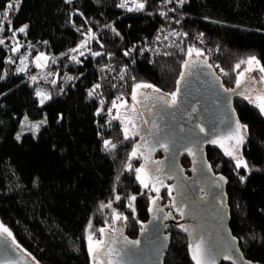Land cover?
Returning <instances> with one entry per match:
<instances>
[{"label": "trees", "instance_id": "1", "mask_svg": "<svg viewBox=\"0 0 264 264\" xmlns=\"http://www.w3.org/2000/svg\"><path fill=\"white\" fill-rule=\"evenodd\" d=\"M159 1L137 0L145 2L143 10L123 11L118 0H19L12 9L6 5L14 0H0V12L8 11L15 30L28 26L25 41L39 52L63 54L60 69L75 74L73 80L62 76L42 104L37 85L16 72V60L0 44V220L38 264H92L86 229L91 222L94 231L102 228L101 206L117 196L128 238L136 239L149 219L152 195L135 172L142 160L131 157L137 140L124 138L104 104L121 92L132 96L136 83L176 92L192 47L223 70L226 88L234 86L241 60L256 56L264 65V0H187L169 13ZM163 24L176 25L190 39L168 37L164 50L157 49ZM198 34L210 48L196 41ZM89 36L94 38L87 51L71 59L75 53L69 51ZM234 104L247 126L242 155L248 167L237 169L216 147H207V156L214 173L226 179L233 234L247 259L264 264V114L240 96ZM42 119L38 133L24 126L26 134L17 139L24 121ZM105 140L117 148L106 150ZM182 162L189 166V160ZM170 235L164 264H194L187 236L174 228Z\"/></svg>", "mask_w": 264, "mask_h": 264}, {"label": "water", "instance_id": "2", "mask_svg": "<svg viewBox=\"0 0 264 264\" xmlns=\"http://www.w3.org/2000/svg\"><path fill=\"white\" fill-rule=\"evenodd\" d=\"M187 61L194 63H191L190 68H184L185 78L180 80L178 85L179 94L175 106H167L150 97L141 100L135 107L140 116L138 118L142 119V128L144 127L139 132V153L150 155L148 161L144 160L147 166L158 152L165 154L161 175L167 174L175 180L174 189L177 196L171 208L180 219L169 216L167 207L163 206L161 199H157L138 237L130 239L140 243L137 245L126 241L120 248L119 264H164L171 247L172 228L187 236L189 251V245L199 242L202 237L205 248L209 250L208 258L213 260L214 264H248L250 261L231 229V208L228 204L226 184L209 168V160L202 147L207 143L204 141L209 138L226 136L231 128L235 127V121H240L234 98L239 94H251L253 90L258 92L263 89L262 84L253 83L250 79L256 77L258 80L261 74L258 71L248 73L241 88L226 92L224 89L227 88L204 59L190 57ZM141 92L148 96H162L149 89L139 93ZM165 98L167 99L166 96ZM130 108L131 106L120 108L119 118L116 120L122 123V128H125L128 118L133 115ZM193 108L196 109L195 112L192 111ZM240 123L243 124L241 121ZM201 127L205 129L204 132H200ZM197 138L202 141L199 145L195 143ZM245 140L246 137L244 142ZM230 142L222 141L226 148H230ZM244 142L238 146L239 149L233 151V155L242 156L241 148L244 147ZM161 143H167L168 150L161 147ZM186 149H191L193 153L189 172L181 163L183 153L189 154ZM178 207L183 208V216ZM181 225L188 231H184ZM117 233L127 238L119 221L116 222V231L105 229V241ZM232 237L236 240L233 241ZM17 245L19 244L6 234H0V264H38L25 253L21 245ZM125 252L128 255H124ZM226 256L229 258L226 259ZM190 257L192 259L191 251ZM193 263L195 264V261Z\"/></svg>", "mask_w": 264, "mask_h": 264}, {"label": "snow or ice", "instance_id": "3", "mask_svg": "<svg viewBox=\"0 0 264 264\" xmlns=\"http://www.w3.org/2000/svg\"><path fill=\"white\" fill-rule=\"evenodd\" d=\"M185 2V0H179V3L181 5H183ZM19 3V0H14V2L12 3H8L6 5V9H12L14 6L18 5ZM133 3L135 5V10H143L144 7H145V2H137V0H133ZM119 7H127V0H124V2H122ZM129 11H132L133 9L132 8H128ZM3 15V18L4 20H7L8 24L10 25L11 24V21L8 20V11H4L2 13ZM162 15H166L165 13H162ZM27 25H24L22 26L21 28L18 29L19 32L23 33L26 31L27 29ZM3 24L0 23V31H3ZM201 36L203 34H200ZM13 36H15V31H13ZM4 41L2 39H0V44H3ZM84 44L81 45V47H83ZM13 51H18V47L17 48H14ZM77 49H71L70 52H76ZM193 53L196 54V56H200L202 55L201 51L198 49V48H195V47H192V48H189L188 51H187V55L189 57H191L193 55ZM83 53H81L82 55ZM94 56H99L101 55V53L97 52V53H93ZM125 55H128V53L126 52ZM41 57H38L37 59H40ZM71 59L73 60H77V57L76 56H72ZM191 63H194V62H190V61H185L184 63V68H190L191 67ZM242 64H245L246 65V68L244 69V71L240 72L239 75H238V78L236 80V88L239 89L241 88V85L242 83H245V80L243 79L244 76H245V73L246 72H253V71H258L261 75L259 77V79L257 80L256 77H251V82L253 83H260V84H264V65L261 64L260 60L257 59L256 56H250L247 58V60H241L240 63L236 64L235 65V68L236 69H240L241 65ZM38 67L41 66V65H37ZM209 67H211V65H209ZM23 69H21L22 71ZM221 71H223L221 69ZM226 74V73H225ZM190 75V73H189ZM185 78V73H181L180 74V80H183ZM33 80H35L36 78L35 77H32ZM180 81L178 80L177 81V84L179 85ZM95 87H100L99 85H96ZM153 89L154 92H160V89L159 88H155L152 84H148V83H136L132 89V96H131V99L132 101H134L135 103H141L142 101L138 99V91L139 89ZM224 91H235V89H224ZM247 91V89H246ZM261 94L258 95L257 97H255V99L253 100L250 96L248 95H245L244 98L245 99H248L250 103H255L256 106L259 108L261 114H264V89H261L260 90ZM93 93L92 91L89 92V95L91 96ZM178 94H179V88H177V91L176 92H172L170 94H165V95H162V96H159L157 97L156 99L161 101L163 104L167 105V106H175L177 104V97H178ZM140 96H142L144 99H148V95L146 93H139ZM37 96H41L42 99H41V103L43 104L45 100L47 99H50L49 96L41 93V92H37ZM165 96H169L170 99H166ZM122 98L121 97H117V100H121ZM113 104V107H116L117 104H116V100H114L112 102ZM120 107H126L127 106V102L124 101L122 102L120 105ZM131 112H136V108H135V104H133V106L129 109ZM193 112L196 111L195 108L192 109ZM114 119H118L119 117H113ZM25 120H27V117H25ZM229 121L231 122V117H229ZM147 123V122H145ZM128 124H130L133 128L135 127V123L133 121V119H129L128 120ZM33 127L35 128H38L39 126L38 125H34ZM229 127L231 128V123H229ZM205 129L203 127L200 128V132H204ZM247 132V126L246 125H243L240 123V121L237 119L235 121V127L234 128H231V130L227 133L226 136H223V137H216V138H209L207 139L206 141L204 142H207V143H211V144H220L222 147H223V143L222 141L223 140H230V141H234V144L230 145V148L233 149V150H228L226 149L225 150V155H228V156H231L233 159L236 160V168L239 169L241 167H244V168H247L248 165L247 163L243 160L242 157L240 156H236V155H233V151L240 145L244 142V134L243 133H246ZM138 135V133H135ZM19 135L17 136V139H19ZM126 140L129 139V132H128V127H125V137H124ZM159 142V141H158ZM202 141H200L198 138L197 140L195 141V143L197 145H199V143H201ZM104 145H105V149L108 150V151H111V149H114L116 147L115 144H112L111 141H108V140H105L104 141ZM139 145H136L131 153V157H136L137 156V152H138V149H139ZM161 147H163L165 150H168V145L167 143H161ZM190 155H192L193 153L191 152V149H186ZM141 156L144 157L145 161H148L150 159V155H144V153H140ZM127 169L128 170H131L132 169V165L131 163L127 164L126 165ZM209 168H211V166L209 165ZM159 171V169L157 170ZM135 172H136V179L141 183V185L144 187V188H149L150 186V182L152 181L153 177H152V174L151 172L148 170L147 168V164H144V165H141L140 167L136 168L135 169ZM221 180H223L224 178L223 177H220ZM241 181H243L245 179L244 176H241L240 177ZM156 182L158 183H163L162 181L159 180V177H156ZM152 191H155L157 194L159 193V188H156L154 185L152 186ZM168 194L171 196L172 194V188H169L168 189ZM159 195H157V197L155 199H152V203L155 204L156 203V200L159 199ZM117 200L120 199L119 196L116 197ZM132 201H135L136 197L135 196H132L130 198ZM175 206V205H174ZM102 207H111V204L109 203L108 205H102ZM134 211V209H133ZM178 211H180V214L181 216L184 215V212H183V208L182 207H178ZM171 214L169 213V216ZM127 219V217H121L120 215L118 214H114V219L115 220H120V219ZM164 218H168V217H164ZM181 227L184 229V231H188L187 228H184L183 225H181ZM89 228H91V224L89 225ZM99 232L101 235H103V233L105 232V229L104 228H101L99 229ZM0 234H6L8 237H11L12 236V232L2 223H0ZM89 239V253L93 256V261H94V264H103L102 261H99L98 260V254H104L106 255L107 257H109L108 261H107V264H113V261L110 259V257L117 251L116 249H113L111 247H109V244L108 242H106L105 240L103 239H95L93 240V237L90 235L88 237ZM232 240L235 241L236 238L235 237H232ZM128 243H131V244H139L140 242L139 241H130ZM17 247H19V245H17ZM190 247V251H191V256H192V260L195 261V264H214V261L209 259V250L205 248L204 246V240L203 238H199V242L197 243H194V244H190L189 245ZM124 255H128L127 252L124 253ZM226 259L229 258V257H225ZM248 264H252L251 261L248 262Z\"/></svg>", "mask_w": 264, "mask_h": 264}, {"label": "rangeland", "instance_id": "4", "mask_svg": "<svg viewBox=\"0 0 264 264\" xmlns=\"http://www.w3.org/2000/svg\"><path fill=\"white\" fill-rule=\"evenodd\" d=\"M68 1H73V0H68ZM2 13L3 12H0V23L3 24V29L4 30L0 31V39H2L4 41V43H5V45L7 46V50L9 51V54H10L9 57H12V58H14L16 60L15 61L16 72L19 73V74H24L26 76L27 80L32 85H37L36 95H37V92H41V93L49 96L50 99H51L53 97V95H54L52 93V91H51L52 86L55 85L62 78V76H63V78H67L68 80H71V79L73 80L75 78V76H74L75 74L70 73V72H68L66 70H61L60 69V67H59V63L60 62L59 61H60V59H61L63 54L54 55L50 51H48V52H46V51L45 52L37 51L35 46H33L32 44H30L27 41H25V38L24 39L22 38V36L24 35V32L21 33L18 30H15L12 27L11 24L9 25L7 20H4ZM8 20H9V18H8ZM7 26H9V27H7ZM176 28H179V27H176ZM179 29L182 30L181 28H179ZM13 31H15V36H13ZM170 35L179 36L177 34H174V32L170 33ZM89 37L90 38H87L86 40L82 41V43L75 48V49H77V51L74 52L75 56L77 57V60L81 56V53L84 54L87 51L88 45H89V40L94 38V36H89ZM185 37L190 39V35H189V37H187V36H185ZM82 44H84L83 47H81ZM17 47H18V51H13V49L17 48ZM209 48H210V46H209ZM162 50H164L163 46H162ZM199 50L201 51L202 55L196 56V54L193 53V55L191 57H200V58L204 59L207 62V64L211 65V67L215 70L216 75L218 76V78L221 81H224L223 77L225 75H224L223 72L220 71V68L213 67V65L209 62V58L207 57L206 52L203 51L202 49H199ZM69 54H70V51H69ZM38 57H41V58L37 59ZM188 58H190V57L187 55V59ZM77 60H75V61H77ZM37 65H41V66L38 67ZM245 68H246V65L242 64L240 69H236V72H237L236 78H235L236 80L238 78L239 73L244 71ZM21 69H23V70L21 71ZM63 73H64V75H63ZM248 73H252V72H246L245 76L243 78L244 80L246 79V76H247ZM32 77H35L36 79L33 80ZM236 80H235L234 86L231 85L227 89L231 90V89L236 88ZM47 84H50V87ZM262 85L264 86V84H262ZM95 89H96V87L94 88V91H95ZM263 89H264V87H263ZM141 90H144V89L137 90L138 91V99H139V92ZM149 90H153V89L149 88ZM158 93H160L162 95L170 94V92H163L162 90H160V92H158ZM260 94H261V92H260V89H259L258 92L256 90H253L251 94H239L238 96H240V98H242L244 100H247L249 102L248 99L244 98L245 95L250 96L254 100L255 97H257ZM37 97H38L39 101H41L42 97L41 96H37ZM117 97H121L122 99L121 100H117ZM166 97H167V99H170L169 96H166ZM50 99L45 100L44 103L49 101ZM235 99H234V103H235ZM114 100H116V104H117L116 107H113V104H112V102ZM124 101L127 102V106H131V107L135 103L134 101H132L131 95L129 96L128 93L121 92L118 95H116V97L111 102H109L108 104H104V106H103L104 113L109 115V116L111 114L110 117L112 119H114L113 117H118L119 116V111H120L119 109L121 108L119 105L122 102H124ZM253 104L256 105L255 103H253ZM111 111H112V113H111ZM40 121H44V123H45V119L38 120V121H29V122L28 121H24L23 122L24 124L22 126V130L23 131H21V129H20L19 133H18V135L20 137L19 139H21L22 136L24 134H26V131L23 128L24 126H25L26 129H29V130L32 129L34 132H37L41 128V125L43 124V122H40ZM112 123L114 125L122 128V125H121L122 123L120 121H117L115 119V121H112ZM34 125H38L39 127L35 128V127H33ZM245 137H246V140H247L246 133H244V138ZM246 140L244 142V145L246 144ZM112 144H115L117 146V144L114 143V142H112ZM115 148H117V147H115ZM241 155H242V148H241ZM229 157H231V156H229ZM241 157L245 161L243 155ZM133 159H134V157H132V160ZM139 159H140V157H139ZM140 162H142V161H140ZM235 163H236V160H235ZM215 171L218 172V174L220 173L218 168L217 169L215 168ZM220 176H222V175H220ZM153 185L156 188H159L160 191H159L158 194L155 191H152V186ZM169 188H171L169 183L166 186H162V185H159V184H156V183H152V182H150L149 188H144L143 187V189L146 190L145 192H147L150 196L152 195L151 199H155L157 197V195H159V197L164 200V204L170 205L172 196H170L168 194V189ZM163 192H164V194L162 195ZM165 194L169 195V197H165ZM167 198H169V199H167ZM118 201L119 200L115 199V200H113L111 202L102 204V205H108L110 203L111 207H102L101 206V210L99 212L102 215L103 220L105 221V223L102 226V228L109 229V230H111L113 232L116 231V222L117 221L122 223L124 231H125L126 225H127V222H126L127 219L126 220L123 219V218L120 219V220H115L114 219V214H118L121 217H126L124 213H121L116 208V204L118 203ZM0 223H2L1 220H0ZM90 224H91V228H89ZM90 224L88 225V227L86 229V236H87L88 243H89L88 237L90 235L93 237V240H95L97 238L105 240L104 233H103V235H101V234L98 235L97 234V233H100L99 232L100 228H98V230L94 231L95 226L93 225L92 222ZM5 226L10 230V228L7 225H5ZM125 235L128 238L126 231H125ZM10 238H12L15 241V239L13 238V233H12V236ZM128 239H131V238H128ZM20 247L22 248V246H20ZM23 250L25 251L26 254H28L36 262V259L27 250H25L24 247H23ZM91 260H92V264H94L92 255H91Z\"/></svg>", "mask_w": 264, "mask_h": 264}, {"label": "flooded vegetation", "instance_id": "5", "mask_svg": "<svg viewBox=\"0 0 264 264\" xmlns=\"http://www.w3.org/2000/svg\"><path fill=\"white\" fill-rule=\"evenodd\" d=\"M149 98L152 97L154 99H156V95H149L148 96ZM159 97V96H158ZM144 98L142 96L139 97V100H143ZM145 100V99H144ZM147 100V99H146ZM135 104V107H137L140 103H134ZM133 113V112H132ZM140 117L138 115V113L134 112L132 117H129L128 120L131 118L133 119L134 123H135V127L133 128L130 124H128V122L125 123V127H128V132L129 134H133V135H130V137L133 139V140H137V144L136 145H139L138 142L141 140V136L139 135V132L144 128H142V125H141V121L142 119L141 118H138ZM123 131H125V128L122 129ZM135 133H138L135 134ZM230 144H234V141H231ZM216 147L218 148L219 150H223L224 154H225V150L228 149V150H233V149H230V148H226V147H222L220 144H211V143H205L202 147V149L206 152L207 154V147ZM141 149V146L139 147L138 149V152H137V155H139V157L141 158L142 160V165H144V157L140 155L139 151ZM239 149L238 147L235 149L237 150ZM227 156V155H226ZM208 157V156H207ZM165 158V154H163L162 152H158L151 160V162L148 164L147 168L148 170L151 172L152 174V181L156 184H159V185H162V186H166L168 185V183L170 184L171 188H172V197H171V202H170V205H165L164 204V200L162 198H159L161 199L162 203H163V206L164 207H167V211H168V214L170 213L171 216H174L177 220H179L180 218L177 217L178 214L173 210L172 207V203L174 201V199L176 198V191L174 189V184H175V180L171 179L167 174L165 175H161V172L163 171V165H162V161L163 159ZM184 159H187L189 160V166L186 167L184 166L183 164V160ZM192 157L190 154L184 152L183 155H182V158H181V163L184 167V169L187 170V172H189V169L190 167L192 166ZM209 160V159H208ZM209 165H210V162H209ZM154 168H156V170H153ZM159 169V171H157ZM212 170V168H211ZM213 171V170H212ZM214 172V171H213ZM156 177H159V179L163 182L162 184L161 183H158L156 182ZM151 181V182H152ZM157 201V200H156ZM154 204H152L153 206ZM126 241H130V239H127V238H124L122 237V235L120 233H117L116 235L114 236H111L107 242L109 244V247L113 248V249H116L117 251L110 257V259L113 261V264H119L118 263V256H119V252H120V248L121 246L126 242ZM109 257H107L106 255L104 254H100L98 256V260L99 261H102L103 264H107V261H108Z\"/></svg>", "mask_w": 264, "mask_h": 264}, {"label": "built area", "instance_id": "6", "mask_svg": "<svg viewBox=\"0 0 264 264\" xmlns=\"http://www.w3.org/2000/svg\"><path fill=\"white\" fill-rule=\"evenodd\" d=\"M124 2V0H118L117 2V7L123 11H129L128 8H132V11H138L135 10V5L133 3V0H127V7H119V5ZM187 4V0H185L184 4L181 5L179 3V0H161L159 1L158 5L164 10V12L169 13L171 12L174 7H184V5ZM176 25H167V24H163L160 29L158 30V34H157V49L162 50V46L164 44V42L168 39V37H189V33L184 31L183 29L180 30L179 28H176ZM174 32V34H177L179 36H174V35H170V33ZM186 38V37H185ZM196 41H198V43H200V45H202L204 48H209V43L206 41V39L201 36V35H196L195 36ZM215 71V70H214Z\"/></svg>", "mask_w": 264, "mask_h": 264}]
</instances>
